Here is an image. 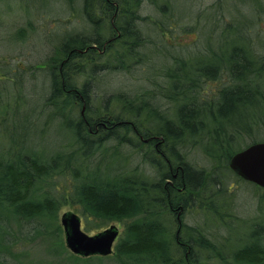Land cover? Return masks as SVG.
I'll return each mask as SVG.
<instances>
[{
    "label": "trees",
    "instance_id": "obj_1",
    "mask_svg": "<svg viewBox=\"0 0 264 264\" xmlns=\"http://www.w3.org/2000/svg\"><path fill=\"white\" fill-rule=\"evenodd\" d=\"M59 1L58 19L78 9L90 25L62 34L43 66L31 67L51 70L38 103L24 106L22 82L14 81L11 126L0 135V264H264V188L255 184L257 210L246 234L237 235L245 210L235 212L244 206L241 194L240 203L235 200V183L248 181L230 168L236 152L264 141L261 129L260 139L235 147L253 125L264 129V52L256 49L264 48V39L255 38L264 0H242L241 20L231 14L232 0H213L204 9L194 0L182 16L168 0ZM145 3L153 5L156 19L140 13ZM173 15L198 21L208 42L221 32L218 40L226 47L157 48L149 35L154 26L163 36L172 31L162 22L172 25ZM24 31L17 37L24 39ZM150 48L157 50L151 57ZM193 52L202 58L194 60ZM157 56L165 60L160 66ZM114 71H138L144 79L131 94L96 96L100 75ZM209 81L219 84L205 97ZM39 124L41 139L52 126L70 131L69 138L45 148L33 138ZM189 140L203 141L199 147L216 164L194 163L181 149ZM110 157L122 163L94 169L95 162L113 164ZM66 206L80 212L88 232L121 225L111 255L83 257L67 248L60 219ZM191 211L202 216L199 222L185 221Z\"/></svg>",
    "mask_w": 264,
    "mask_h": 264
},
{
    "label": "rangeland",
    "instance_id": "obj_2",
    "mask_svg": "<svg viewBox=\"0 0 264 264\" xmlns=\"http://www.w3.org/2000/svg\"><path fill=\"white\" fill-rule=\"evenodd\" d=\"M170 1V4L174 7L175 12L182 16L184 14L188 13V10L190 8V5H192L195 1L194 0H168ZM213 0H200L199 3L194 4V7H201L206 8L208 7L209 3ZM26 5H24L23 0H4V4L0 5V135H3L1 133L6 132L10 126L12 121V116L9 114L10 110H7V106L11 98L13 97V90L16 91L17 88L14 84V81L18 83V80L22 82L23 85V91L21 92L22 95V102L24 106H27L31 101L33 103H38V95L42 92L43 87V81L45 79H48L51 70H30L31 67L40 65L45 63V60L50 57L55 52V47L60 43V39L62 38V34L65 32H72L75 30V32H79V30H87V27H89V22L85 19L84 14L82 11H79L78 9L71 11L70 13L64 14L62 17L68 19L66 20H60L58 19L59 16H57L56 12H61V4L58 0L57 3L55 0H25ZM240 2L242 0H232L230 2V8L231 14L237 19L241 20V16L238 13L239 11H244L243 7L240 5ZM203 5V6H201ZM205 5V7H204ZM234 5L239 6L237 10L233 7ZM150 3H145V6L143 8V11L140 12L142 15H150L154 19L156 17L152 13V7ZM27 8V9H26ZM210 9V8H208ZM173 14V13H171ZM252 13L250 16L247 14H244V18L249 19L252 17ZM174 18V19H173ZM173 21H171L173 24L170 25L167 22H162V27L165 29L171 28L172 31H168L166 35L160 34V29H157V26H154L156 29H154L153 33H151L149 36L153 39H151L152 44H155L157 48H161L160 46H168V48L177 47L180 48L181 46H190L189 49H200L204 51L205 46L206 48H213L215 50H219V47H226L225 45L222 46L220 44V41L218 38L221 36V32H218L214 39L211 42H208V38H206V30L204 27L200 26V23L197 21L195 22L192 17H184V19L176 18L175 15H173ZM261 19L259 22H257V26L260 34L256 33L255 38L258 39H264V15L260 17ZM207 26L209 23H206ZM148 25V24H146ZM197 25V27H196ZM203 25V24H201ZM153 27V28H154ZM20 29H24L25 31V38L22 39V36L17 37V31ZM186 31V32H185ZM214 31V30H213ZM157 35V38H153L154 35ZM230 33V32H229ZM153 34V35H152ZM200 36L201 40L198 41L197 38ZM231 35V33H230ZM202 36H205L204 39H202ZM155 39V40H154ZM201 42V43H200ZM207 42V43H206ZM172 43V44H171ZM150 45V47H153V45ZM149 43L147 44V46ZM210 46V47H209ZM219 46V47H218ZM257 52H264V48L258 46ZM157 51L155 48L148 49V55L151 57L155 54L154 51ZM162 50V49H161ZM166 51V50H165ZM164 51V52H165ZM160 52V51H159ZM192 57L194 60H199L202 58V54L199 52H193ZM104 62L109 60L107 56H103ZM165 62L164 57L155 58V64L156 65H162ZM44 69V68H43ZM144 79V77L137 72L128 74L125 72H111L106 73L103 76L100 75V78H98V85L95 87V95L98 96L100 93H103L105 91L109 92H127L128 94L132 93L130 87L131 86H138L141 81ZM20 85V83H18ZM219 84V82L215 81H209L208 84L205 87L204 96L210 97L213 92L216 90V85ZM12 92V93H11ZM21 101V99H20ZM25 101V103H24ZM12 102V100L10 101ZM97 102V101H96ZM155 106H158L159 108H163V104H158L157 101H153L152 103ZM168 111L172 112L171 105L168 107ZM6 119V120H5ZM242 125H245L249 127L251 123L243 122ZM211 126V125H210ZM213 127V126H211ZM252 128V129H251ZM251 134L249 133H243L241 137L238 136V142L235 144L236 148L242 147L243 142L249 145L252 143L255 139L264 138V129L263 127H259L258 125H253L251 127ZM228 129V127H227ZM263 130V132H259ZM259 132V136H258ZM41 133V124H39L38 133L33 135L35 141L39 143V145H42L45 148H54L56 147L59 142L64 138H69L66 133H70L65 128H60L58 126H52L48 132V134L41 139L40 134ZM231 136H234V134L231 133ZM225 137V136H224ZM3 138L0 136V139ZM188 138V137H187ZM199 140H202L201 137H197ZM197 141V140H189L185 141L184 145L181 147L182 151H186L189 153V157L192 159L194 163H196L200 167H209L211 164H216L214 161H212L203 150L199 147V144H201L203 141ZM127 150V148H126ZM132 158V164L134 162H137V160L134 159V154ZM112 159L113 164H110V166H106V162H95L94 163V169H100L102 171H109V168H115L116 165H119L122 163L121 157L118 159L113 157L107 158ZM137 159V158H136ZM139 159L141 157L139 156ZM138 159V160H139ZM107 160V161H108ZM114 160V161H113ZM109 162V161H108ZM151 164H148L147 169L149 174L155 173V167H151ZM140 169L145 167L144 163L141 161V165L137 166ZM152 178V177H151ZM232 180V179H231ZM234 179L233 182L234 183ZM235 186L238 187V193H236L235 200L238 201V198L240 195L241 203L244 205H239V207L234 208L235 212L237 211H244V218L243 223L245 224L244 227L241 229H238L236 234L237 235H243L246 234V231L248 230L249 225L247 224L249 220L254 217L253 213L255 214L257 210V203L258 200L260 201V192L258 190V186H256L252 182H237L235 183ZM238 203H240L238 201ZM242 209V210H241ZM72 212L76 213L81 216L82 218V228L85 232L93 235L96 234L94 232H88L84 228V218L80 214V212L73 206H66L64 207L60 212V219L64 213ZM243 212V211H242ZM201 215L197 211H191L186 216V222H189L191 224H195L201 220ZM111 225H117L122 230V227L119 223H113ZM109 225L108 228L111 226ZM174 230H177V228L174 226Z\"/></svg>",
    "mask_w": 264,
    "mask_h": 264
},
{
    "label": "water",
    "instance_id": "obj_3",
    "mask_svg": "<svg viewBox=\"0 0 264 264\" xmlns=\"http://www.w3.org/2000/svg\"><path fill=\"white\" fill-rule=\"evenodd\" d=\"M230 168L244 180L264 188V141L253 143L236 152L230 160ZM67 248L75 255L108 256L121 233L117 225L96 234H89L82 228V218L72 212L61 217Z\"/></svg>",
    "mask_w": 264,
    "mask_h": 264
}]
</instances>
